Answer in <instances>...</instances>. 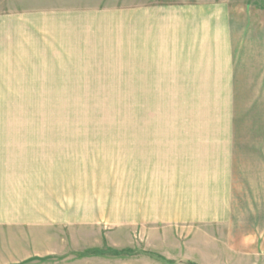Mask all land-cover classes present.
<instances>
[{
    "label": "rangeland",
    "instance_id": "1",
    "mask_svg": "<svg viewBox=\"0 0 264 264\" xmlns=\"http://www.w3.org/2000/svg\"><path fill=\"white\" fill-rule=\"evenodd\" d=\"M0 219L264 264V0H0Z\"/></svg>",
    "mask_w": 264,
    "mask_h": 264
},
{
    "label": "crops",
    "instance_id": "2",
    "mask_svg": "<svg viewBox=\"0 0 264 264\" xmlns=\"http://www.w3.org/2000/svg\"><path fill=\"white\" fill-rule=\"evenodd\" d=\"M3 220L0 219V264H173L174 261L163 254V239L153 243L146 237L123 240L114 237L109 243L113 255L82 257L78 254L86 247L70 242L82 239V232L53 233L52 228L64 225L61 222Z\"/></svg>",
    "mask_w": 264,
    "mask_h": 264
},
{
    "label": "trees",
    "instance_id": "3",
    "mask_svg": "<svg viewBox=\"0 0 264 264\" xmlns=\"http://www.w3.org/2000/svg\"><path fill=\"white\" fill-rule=\"evenodd\" d=\"M189 264H195V263H189Z\"/></svg>",
    "mask_w": 264,
    "mask_h": 264
}]
</instances>
